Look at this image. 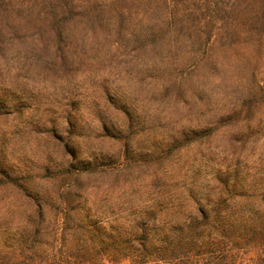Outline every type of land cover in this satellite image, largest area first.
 <instances>
[{
  "label": "rangeland",
  "instance_id": "obj_1",
  "mask_svg": "<svg viewBox=\"0 0 264 264\" xmlns=\"http://www.w3.org/2000/svg\"><path fill=\"white\" fill-rule=\"evenodd\" d=\"M242 1L250 0H227V14L217 15L214 0H97L92 5L89 0H0V100L6 103L0 110L2 170L26 175L30 187L44 190L51 180L46 175L63 170L76 157L77 165L92 162L91 181L106 179L104 185L85 187L92 197L101 196L94 209H117L126 206L119 204L124 197L129 203L132 195L146 198L163 191L115 185V178L161 176L173 183L183 181V174L195 176L200 161L212 167H260L264 23L253 31L243 26L235 11ZM209 17L216 18L217 28L207 50L202 39L192 40ZM183 21L186 26L180 25ZM225 21L243 33H232L229 52L223 48ZM225 116L228 128L203 139L199 150H169L183 132ZM103 171L107 173L100 175ZM179 187L172 192L183 203L186 194ZM26 210L14 187H0V235L7 229L15 232ZM180 210L183 217L188 214L184 205ZM13 241L0 240V253L16 259L31 255L28 247ZM60 247L56 243L50 252L64 254L66 248ZM226 255L218 262L264 264L263 244ZM217 260L191 254L183 264ZM120 264L132 263L126 259Z\"/></svg>",
  "mask_w": 264,
  "mask_h": 264
},
{
  "label": "trees",
  "instance_id": "obj_2",
  "mask_svg": "<svg viewBox=\"0 0 264 264\" xmlns=\"http://www.w3.org/2000/svg\"><path fill=\"white\" fill-rule=\"evenodd\" d=\"M226 1L214 0L217 15L227 14ZM89 4H97V0H89ZM235 11L240 23L249 26L251 31L258 30L264 23V0L238 2ZM118 14L119 17L124 15L121 11ZM183 24L186 23L180 22L181 26ZM226 24L223 48L229 52L232 33H243L239 25ZM216 28V18L209 17L206 25L198 28L201 34H196L192 41L202 39L209 50ZM212 57L215 60L214 55ZM5 105V101L0 100V110ZM227 118L183 132V138L175 139L169 150L183 149V154L199 150L203 139L228 128V123L223 125ZM75 162L54 174H47L51 180L44 190L30 187L32 181L26 175L13 176L11 171L2 170L0 163V187H14L27 205L23 224L15 232L7 229L0 240L10 237L31 252L28 258L18 259L12 258L9 252L0 253V264H39L36 257L45 264H101L105 261L120 264L126 259L132 264L159 261L183 264V259L191 254L217 260L226 257L231 250H242L255 243L264 246V161L256 169H243L238 163L212 167L209 161H200L195 167V176L183 174V181L179 179L173 183L161 176L115 178V185L123 183L136 186V189L148 187L163 191L160 195L157 192L159 196L149 193L146 198L144 194L140 198L132 195L129 203L124 197L119 204L125 202L126 206L117 209L105 206L94 209L101 196L92 197L85 187L100 181L104 185L106 179L99 176L91 181L96 170L93 163L80 161L77 165ZM195 165L196 162L192 166ZM104 173L107 171L100 175ZM176 186L185 190L186 195L181 194L185 198L183 203L177 194L173 196ZM135 201L140 203L138 207H132ZM183 205L188 212L184 217L180 210ZM56 243H60L61 250L66 248L64 254L50 252ZM222 259L217 260L218 264H224Z\"/></svg>",
  "mask_w": 264,
  "mask_h": 264
}]
</instances>
